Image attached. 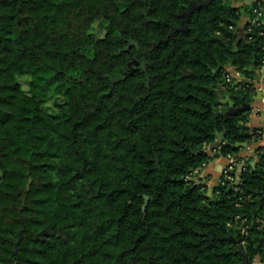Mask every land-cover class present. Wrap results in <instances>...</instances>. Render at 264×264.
I'll return each instance as SVG.
<instances>
[{"label":"trees","instance_id":"obj_1","mask_svg":"<svg viewBox=\"0 0 264 264\" xmlns=\"http://www.w3.org/2000/svg\"><path fill=\"white\" fill-rule=\"evenodd\" d=\"M199 1L0 0V264L264 261V147L238 157L261 135L218 96L251 103L264 15L243 42L230 0L183 27ZM229 155L239 182L186 181Z\"/></svg>","mask_w":264,"mask_h":264},{"label":"crops","instance_id":"obj_2","mask_svg":"<svg viewBox=\"0 0 264 264\" xmlns=\"http://www.w3.org/2000/svg\"><path fill=\"white\" fill-rule=\"evenodd\" d=\"M231 2H233L234 7L242 8L245 6L253 5L257 2H264V0H231ZM248 21L249 17H242L238 24L237 38L243 42L246 40H244L245 34L239 35V31H244V27L248 23ZM255 75V81L253 82L254 93L252 94V100L250 103L252 105V109L248 127L250 128L251 132L260 131L261 139L257 142H250L249 144H247L246 147H249V149H246L245 147V149L238 154V157L242 159L254 156L257 148L264 147V68L256 71ZM236 78L239 81L246 80L240 72H237ZM214 143H216V141ZM214 143H212L207 150L211 156L214 155L215 151L211 149ZM228 162L229 161L227 157H219L213 160L207 166L197 170V172L194 173L193 181L197 185H203L205 187V191L208 197H212L215 190L218 188L222 173L227 167ZM253 264H264V261H260L259 263L254 262Z\"/></svg>","mask_w":264,"mask_h":264},{"label":"water","instance_id":"obj_3","mask_svg":"<svg viewBox=\"0 0 264 264\" xmlns=\"http://www.w3.org/2000/svg\"><path fill=\"white\" fill-rule=\"evenodd\" d=\"M209 2L210 1H202V0L199 1L198 3L197 2H192L190 4L188 13L183 15V17L185 18V21L183 22V27L187 26L188 17L195 9H197V8H199L201 6H206ZM239 32H240L239 35L240 34L244 35V31L243 30H240ZM245 39L246 38H244V40ZM238 40L240 41V39H238ZM131 44H134V43H131ZM226 70H227V74L228 75H233V76L237 75V71L233 67H228ZM123 79H125V78L121 77V76L117 77V80H123ZM218 96H219V99H220V103L222 105H224V106L225 105L228 106L227 110H223V111L220 112V116H224L226 118V120H230L232 118V116L236 115L238 112H241V111H244V110L249 111V110L252 109V105L249 104V103H242L240 106H237L236 103L229 96L223 97V95L220 92H218ZM225 135H226V131H223V132H221V133H219L217 135V140H216V143H214L212 145V148H211L212 150H217L220 147V145L224 142ZM242 146L246 147L247 145L243 144ZM242 170H243V168H239L238 171H237L238 182H239ZM148 201H149V198L146 197V204L144 206V210L147 207ZM19 244H20V241L16 245V251L14 252V255H16L18 253ZM256 262H258V263L260 262V258L259 257L256 260ZM241 264H248V259H247V255L246 254H243V262Z\"/></svg>","mask_w":264,"mask_h":264},{"label":"built area","instance_id":"obj_4","mask_svg":"<svg viewBox=\"0 0 264 264\" xmlns=\"http://www.w3.org/2000/svg\"><path fill=\"white\" fill-rule=\"evenodd\" d=\"M258 7L253 10V14L255 15V18L249 20L252 25H259V19H262L264 15V2H258ZM252 32V28H249L247 30V33ZM246 38V37H245ZM233 76V75H231ZM236 77V76H234ZM227 82H231V77L227 78ZM258 134L261 135V132L258 131ZM246 149H249V147H246ZM228 165L224 169L222 173V177L220 179V182L225 179L228 181H234V178L232 177V173L237 172L239 168H243L244 163L243 162H238L237 157L235 155H229L228 157ZM207 166V165H206ZM197 172V171H196ZM194 175V174H193ZM193 175L190 177H186V181H193Z\"/></svg>","mask_w":264,"mask_h":264},{"label":"rangeland","instance_id":"obj_5","mask_svg":"<svg viewBox=\"0 0 264 264\" xmlns=\"http://www.w3.org/2000/svg\"><path fill=\"white\" fill-rule=\"evenodd\" d=\"M231 1V0H230ZM232 3V5H233V2H231ZM248 3H250V2H248ZM251 6V5H250ZM245 7H248V6H245ZM245 7H242V8H240L241 9V12H242V17H248V14L246 13V11H245ZM28 81L29 80H23L22 81V85H23V87L25 88V89H28ZM62 102V100L61 99H57V98H54V99H52L46 106H45V109L49 112V113H51V114H56L57 113V105L59 104V103H61Z\"/></svg>","mask_w":264,"mask_h":264}]
</instances>
